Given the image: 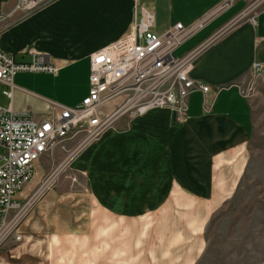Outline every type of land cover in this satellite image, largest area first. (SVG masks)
<instances>
[{
    "label": "crops",
    "instance_id": "crops-1",
    "mask_svg": "<svg viewBox=\"0 0 264 264\" xmlns=\"http://www.w3.org/2000/svg\"><path fill=\"white\" fill-rule=\"evenodd\" d=\"M14 2L0 5V52L17 63L44 57L52 72L34 76L63 80L65 96L18 87V73L10 98L0 83V107L28 110L43 121L54 108L78 105L88 92L90 55L131 33L141 9L152 13L156 33L207 19L175 54H195L189 76L210 93L205 110L202 94L192 93L179 122L167 109H153L133 119L127 132L109 133L85 149L70 164L86 180L83 197L47 191L20 226L21 241L0 250V264H100V229L86 205L76 208L80 201L128 220L159 211L172 193H215V172L243 149L250 132L240 83L254 64L264 65V0H53L18 22L14 14L7 17ZM18 197L29 195L22 190Z\"/></svg>",
    "mask_w": 264,
    "mask_h": 264
},
{
    "label": "rangeland",
    "instance_id": "rangeland-1",
    "mask_svg": "<svg viewBox=\"0 0 264 264\" xmlns=\"http://www.w3.org/2000/svg\"><path fill=\"white\" fill-rule=\"evenodd\" d=\"M52 1L40 0L30 11L14 12L19 17L16 22ZM4 27L0 26V32ZM21 74L18 87L46 96H65L63 80ZM77 88L80 90V84ZM240 88L249 105L250 132L243 149L231 154L229 162L215 172L214 194L172 193L159 211L128 220L105 215L89 200L77 202L76 208L86 205L91 210L94 226L100 229V242L96 243L100 264H264V71L243 77ZM115 100L107 112L123 101ZM140 116L127 113L116 117L97 139L80 149L82 136L46 153L23 188L27 198L36 195L47 180L48 189L36 195V202L55 188L83 197L79 194L86 192V180L70 170L71 162L107 134L127 132L133 119Z\"/></svg>",
    "mask_w": 264,
    "mask_h": 264
},
{
    "label": "built area",
    "instance_id": "built-area-1",
    "mask_svg": "<svg viewBox=\"0 0 264 264\" xmlns=\"http://www.w3.org/2000/svg\"><path fill=\"white\" fill-rule=\"evenodd\" d=\"M39 2L17 0L7 17L16 11H30ZM206 21L190 27L177 23L156 33L152 13L141 9L131 33L90 55L88 92L78 105L54 108L51 117L43 121H36L28 110L16 112L0 107V250L9 241H21L19 229L36 195L48 189L49 180L33 197H18L33 178L35 164L46 153L82 136L80 149L97 139L116 117L127 113L137 117L164 108L179 122L186 115L187 99L192 93H201L204 110L207 108L209 87L189 76L195 54L183 58L175 54ZM43 71L52 69L42 56L33 55L31 63H17L13 56L0 52V83L9 88L3 91L8 98L16 74ZM263 71L264 65L259 63L252 67L255 75ZM121 98V104L107 112L109 104Z\"/></svg>",
    "mask_w": 264,
    "mask_h": 264
},
{
    "label": "water",
    "instance_id": "water-1",
    "mask_svg": "<svg viewBox=\"0 0 264 264\" xmlns=\"http://www.w3.org/2000/svg\"><path fill=\"white\" fill-rule=\"evenodd\" d=\"M2 0H0V3H1Z\"/></svg>",
    "mask_w": 264,
    "mask_h": 264
}]
</instances>
